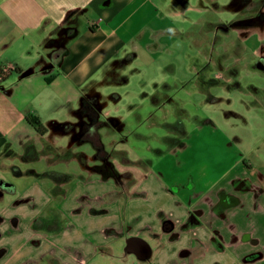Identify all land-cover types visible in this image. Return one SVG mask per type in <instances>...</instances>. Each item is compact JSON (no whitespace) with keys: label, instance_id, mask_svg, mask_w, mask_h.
I'll return each instance as SVG.
<instances>
[{"label":"crops","instance_id":"0c3cea01","mask_svg":"<svg viewBox=\"0 0 264 264\" xmlns=\"http://www.w3.org/2000/svg\"><path fill=\"white\" fill-rule=\"evenodd\" d=\"M230 1L237 28L205 20L199 54L190 59L194 83L199 88L202 78L207 85L208 93L201 90L207 101L230 103L211 88H244L242 66L264 76V8L258 0ZM199 2L218 6L217 0ZM75 7L84 8L69 21L77 33L51 66L53 47L45 43ZM188 7L201 6L187 0H0V68L12 66L0 78V182L9 183L0 185V264H264V133L247 144V136L221 130L213 118L193 130L178 118L162 120L166 146L153 148V159H133L116 148L129 130L109 104L123 99L113 86L127 83L119 76L130 66L125 62L155 54L167 45L164 35H188L167 19ZM17 38L25 40V50L16 56L5 49ZM47 74L53 75L49 82ZM153 86L144 93L151 104L172 105V84ZM247 89L254 95L251 110L264 108V84ZM29 114L40 119L44 134L26 120ZM223 118V127L234 118L248 125L256 119L264 128L260 114L229 109ZM101 128L119 131L111 150ZM111 152L110 161L96 158ZM83 154L93 161H81Z\"/></svg>","mask_w":264,"mask_h":264},{"label":"rangeland","instance_id":"374dc122","mask_svg":"<svg viewBox=\"0 0 264 264\" xmlns=\"http://www.w3.org/2000/svg\"><path fill=\"white\" fill-rule=\"evenodd\" d=\"M187 1L191 6H201L200 9L196 10L193 7H188L182 12L167 15V19L170 22L169 24H174L183 31H189V34L184 37L164 35L162 39L166 40L167 45L155 49V54L153 55L143 53V56L140 58L125 62V64H130V66L125 67L119 76L123 78L121 82L124 80L127 81V83H119V85L113 86L114 91L120 92L123 95V99L118 103L111 101L109 104L110 112L111 114L124 116L123 120L129 130V132L124 134V137L120 139L122 141H120V143L118 142L116 148L121 147L125 149L130 158L138 159L146 156L153 159L155 153L152 149L157 147L164 148L166 146V129L161 124L162 120L172 122L179 118L187 130H193L198 128V121L204 120L206 117L213 118L221 130L226 132H233L232 130H235L247 136V144L263 136L264 128H262V124L258 123L256 119H253L248 125L238 119L229 118L230 122H228L225 127L222 126L225 110H240L249 116L264 115L263 107L251 110V107L248 106L249 102L254 99V95L252 92L248 91L247 85L254 83L262 86L264 84V76L259 71H253L243 66L241 67L239 79L241 83L244 84V88L227 89L219 87L218 85L211 88L213 95L229 98L230 103H228L226 100L207 101L205 98V93H208L207 85L201 78V84L198 83L199 89L194 83L195 75L190 69L191 57L198 56L199 54L200 47L198 42L200 41L199 36L202 33L200 30H202L204 21H221L227 23L224 24L225 29L229 27L237 28L238 23L231 22L233 19L235 20L236 15L230 8L235 5H233L230 0H217L216 4H218V6L216 5L215 7L209 5L210 2H204V5H201L199 0ZM258 3L264 8V0H258ZM258 3L256 4L257 8L259 5ZM243 10L244 11H241L240 18H245V14L248 13L247 7ZM243 22L244 21H241L240 24ZM219 33L222 32L219 31ZM202 34L204 35V33ZM229 34H235V30L230 29ZM51 37L55 39L56 42L60 39V36L54 33H52ZM67 40L66 38L61 44L65 46ZM211 44L215 47V42ZM24 46L25 40L17 38L14 44L5 49V51L17 56L20 50H25ZM208 47H210V43ZM168 66H172V68H167ZM1 70L3 72H9L12 70V66H4ZM162 80L172 84V88L167 91L168 96L171 98L170 101L172 105L167 101L160 106H153L150 98L144 93L149 94L153 92V84H155L156 81L160 82ZM153 114L154 117L151 118ZM136 118H140V120L137 121ZM206 129L210 128L206 127ZM100 132H102L101 137L103 142L106 143L108 150H111L109 142L112 138H115V140L119 139V134H117L119 131L108 133L104 128H101ZM175 135L178 136V133ZM105 156L108 158L107 160L110 161L113 159L114 154L111 152ZM96 158L102 159V157L99 156ZM80 159L85 163L87 161H93L84 154L80 156ZM94 162L97 163L94 165L95 168H99L98 161ZM102 164L103 162L100 165ZM105 172L109 173L111 171L106 170ZM10 179L12 180L13 178L10 176Z\"/></svg>","mask_w":264,"mask_h":264},{"label":"trees","instance_id":"16d2710c","mask_svg":"<svg viewBox=\"0 0 264 264\" xmlns=\"http://www.w3.org/2000/svg\"><path fill=\"white\" fill-rule=\"evenodd\" d=\"M82 10H84V8H80V7H75L72 9H69L63 20L61 21V23L55 24L52 27V33H54L55 35L60 36L59 41L56 42L55 39H53L52 37H50L47 41H46V45L53 47L52 50H50L49 52V64L51 66H55L58 64V62L61 60L62 55L65 53L66 51V45H62L61 43H63L65 41V39H69L72 38L76 35L77 30L74 26L69 24L70 19L72 18V16H74L76 13L81 12ZM63 37V38H61ZM15 72L17 73H21L22 70L19 67H15L14 68ZM8 72H3L0 68V78H4L6 76ZM52 74H47L45 75V81L49 82L52 79ZM26 120L35 128V130L40 133V134H44L45 133V127L43 125V123L40 121V119L38 117H36L35 115H26ZM180 125V122L177 121L175 122L173 125H171V128H175L177 126ZM104 155H102L101 157H103ZM46 175H53L55 177L57 176H62L61 173H55V172H47ZM0 185L4 187L3 182H0Z\"/></svg>","mask_w":264,"mask_h":264},{"label":"water","instance_id":"95a60500","mask_svg":"<svg viewBox=\"0 0 264 264\" xmlns=\"http://www.w3.org/2000/svg\"><path fill=\"white\" fill-rule=\"evenodd\" d=\"M29 71L27 70V71H25L24 73H28ZM3 185L4 186H8L9 185V183L8 182H3Z\"/></svg>","mask_w":264,"mask_h":264},{"label":"flooded vegetation","instance_id":"af4514ba","mask_svg":"<svg viewBox=\"0 0 264 264\" xmlns=\"http://www.w3.org/2000/svg\"><path fill=\"white\" fill-rule=\"evenodd\" d=\"M244 1H246V0H241V2H244ZM100 157H101V156H100ZM103 157H105V154H104V156H103ZM103 157H102V158H103Z\"/></svg>","mask_w":264,"mask_h":264}]
</instances>
